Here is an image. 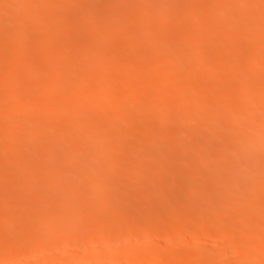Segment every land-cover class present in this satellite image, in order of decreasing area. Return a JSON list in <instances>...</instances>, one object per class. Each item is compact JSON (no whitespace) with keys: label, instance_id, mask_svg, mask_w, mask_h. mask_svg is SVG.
<instances>
[{"label":"bare ground","instance_id":"bare-ground-1","mask_svg":"<svg viewBox=\"0 0 264 264\" xmlns=\"http://www.w3.org/2000/svg\"><path fill=\"white\" fill-rule=\"evenodd\" d=\"M263 2L0 0V264H264Z\"/></svg>","mask_w":264,"mask_h":264},{"label":"rangeland","instance_id":"rangeland-1","mask_svg":"<svg viewBox=\"0 0 264 264\" xmlns=\"http://www.w3.org/2000/svg\"><path fill=\"white\" fill-rule=\"evenodd\" d=\"M256 1H257V0H256ZM259 1H260V0H259ZM251 2H252V0H251ZM254 2H255V1H254ZM254 2H253V3H254ZM262 2H263V0H262ZM257 3L259 4V3H261V2H257ZM257 3H256V4H257ZM263 3H264V2H263ZM203 8L205 9V12H207V13H209V12L212 13V12H213V11H212L213 8H212V9L210 8L211 10L209 9L210 11H208V8H207L206 6H204V7L201 6V7H199V8L196 7V8L193 9V11L190 10V11H188V12H189V13H193V12L195 13V11H196V12L198 11L197 13L199 14V13L201 12V10H202V12H203ZM217 9H218V8H217ZM217 9H216V12H218ZM194 10H195V11H194ZM206 10H207V11H206ZM100 11H101V10H100ZM251 11H252V10H251ZM149 12H151V11H149ZM149 12H148V13H149ZM216 12H215V13H216ZM148 13H147V14H148ZM152 13H153V11H152ZM156 13H157V12L154 11V14H156ZM203 13H204V12H203ZM215 13H212V15H215ZM251 13H253V11H252ZM255 13L258 14V12L254 11L253 16H254V15L256 16ZM100 14H102V13L98 12V13H95V14H93V15H94V16L97 15V17H98V15H99V17H100ZM149 14H150V13H149ZM216 14H217V13H216ZM8 15H10V14H8ZM8 15H7V18L15 19V18L17 17V15H15V16H16V17H15L13 14L11 15V17H8ZM32 15H33V13H31V14L29 15V17H34V16H32ZM150 15L153 17V19H157V17H158V16H157L158 14H156V15L150 14ZM23 16H24V18L27 19V17H28V13H27V17H25V15H23ZM23 16H22V17H23ZM94 16H92L93 19H94ZM151 16H150V17H151ZM152 17H151V18H152ZM17 18H18V20H19L20 16H18ZM95 18H96V17H95ZM239 18L241 19L242 16H239ZM239 18L237 17V21L240 20ZM20 19H23V18H20ZM31 19H33V18H30L29 20H31ZM97 19H99V18H96V19H94V20H97ZM15 20L17 21V19H15ZM235 20H236V17H235ZM241 20H242V19H241ZM23 21H28V20L23 19ZM240 22H241V21H240ZM206 26H207V25H206ZM209 26H210V25H209ZM210 27H211V26H210ZM211 28H213V27H211ZM211 28H209V29H210V31H211L212 33H216V32L219 30V28H217V27H215V26H214V30L211 29ZM216 29H217V31H216ZM0 31H1V30H0ZM213 31H214V32H213ZM3 32H4V33H3ZM5 32H6V33H10V32H8V31H1V32H0L1 37H3L2 35H4V34H5L4 37H8V36H9V35L6 36V33H5ZM2 33H3V34H2ZM252 35H253V36H252ZM252 35H251L250 38H252V39L255 40V39H256V38H255L256 35H255V34H252ZM258 35H259V34H258ZM155 37H156L155 35H154V39H153V37H152V40H153V41H151V38H150V39L148 38L147 41L150 40V42L156 43L158 39H160V40H158V41H161V40H162V37L159 36V35H158V38H157V37L155 38ZM159 37H160V38H159ZM253 37H254V38H253ZM257 37H258V36H257ZM260 37H261V36L259 35V38H260ZM259 38H257L256 41H261V40H259ZM262 38H263V37H261L260 39H262ZM167 39H168V41H165V44H167V42H168V46H169V44H171V46H172V44L174 43V42H173V39H175V38H174V37H172V38H171V37H167L166 40H167ZM171 39H172V41L169 42ZM147 41H146V39H145V41L143 40V42L146 43V44H147ZM176 41H177V40L175 39V43H177ZM144 43H143V44H144ZM148 44H149V42H148ZM213 44H214V43H213ZM213 44H212V45H213ZM144 45H145V44H144ZM212 45H211V46H212ZM214 45H215V44H214ZM214 45L212 46L213 48H211L210 45H208L209 48H207L208 46H207V47H204V48H206V49H204V50H206L207 55H210V54H208V53H210V52H211V55H212V53H213V51H214V50H213V49H214ZM173 46H174V45H173ZM215 46H216V45H215ZM94 48H95V46H94ZM94 48H90V50L88 49V53H89V51H91V53H92V51H93V53L96 55V52L99 51V50H102L103 47H102V46H100V47L96 46V48H95V49H94ZM97 48H98L99 50H97ZM115 48H116V47H115ZM210 48H211V49H210ZM92 49H93V50H92ZM94 50H97V51L94 52ZM117 50H118V48H117ZM202 50H203V49H202ZM211 50H212V51H211ZM209 51H210V52H209ZM88 53H86V55H87ZM98 53H99V52H98ZM98 53H97V54H98ZM202 53H203V51H202ZM0 54H2V55L4 54L3 56L5 57V53H0ZM94 54H92V56H94ZM205 54H206V53H205ZM205 54H203V56H204ZM88 55H89V54H88ZM90 55H91V54H90ZM90 55H89V56H90ZM207 55H206V56H207ZM211 55H210V56H211ZM0 56H1V55H0ZM24 56H25V55H24ZM26 56H27V57H26ZM26 56L24 57V59L27 58L26 60L29 61V60H30V57H29L28 55H26ZM203 56H202V59L200 60V61H202L200 64H203V65H204L206 62L209 63L208 60L210 59V56H209V58L204 56L205 58H208L207 61L204 60V57H203ZM1 57H2V56H1ZM2 58H3V57H2ZM28 58H29V59H28ZM262 58H264V57H262ZM22 60H23V57H22ZM26 60L22 61L23 63H25V64L27 65V67L25 66V67H24V68H25L24 70H22V69L20 70V72H21L20 75H22V77L19 75V76H20V79H21V78L24 79V78L27 77L26 80H28V77H29V76H30V77H33V75H34V76H35V75L37 76V74H40V73L43 72V71H42V72L39 73L38 71H40V70H44V69H45V71H46V70L51 69V68H49L50 65H47V64H45V65L42 64L43 66H41V64H40V65H39L40 68L36 66V67H35L36 69H34V68H33V69H30V68L28 69V63H27L28 61H26ZM203 60H204V61H203ZM263 60H264V59H263ZM207 63H206V65H207ZM206 65H204V66H206ZM51 67H52V66H51ZM37 68H39L40 70L37 69ZM47 68H49V69H47ZM217 68H218V70L216 69V66L214 67V69H216L217 71H219V70H220V66H217ZM45 71H44V72H45ZM44 72H43V73H44ZM36 73H37V74H36ZM121 73H122V72H121ZM121 73H120V74H121ZM117 74H118V73H117ZM120 74H119V75H120ZM258 74L260 75L259 72H257V73L255 72L254 74H252V75H253V76H251L252 78L250 77L251 79L249 78L248 80H249V81H251V80L254 81V80L256 79L255 77H256ZM121 75H122V74H121ZM36 76H35V77H36ZM260 76H262V75H260ZM30 77H29L30 80L33 79V78H35V77H33V78H30ZM263 77H264V76H263ZM263 77H262V78H263ZM257 78H260V77L258 76ZM26 80H24V81H26ZM248 80H247V81H248ZM252 81H251V83H252ZM255 81H256V80H255ZM199 82H200V84H201V81H198V83H199ZM251 83L249 82L250 85H251ZM158 84H159V83H157L156 86H157ZM162 84H163V83H160L159 85H162ZM196 84H197V83H196ZM198 85H199V84H198ZM150 86H151V85H150ZM150 86L146 85V87L143 88V91L140 92V93H143V94L138 93L139 96H140V98H144V97H141V95L144 96V92H145L148 88H150ZM153 87H154V86H153ZM57 88H58V87H57ZM59 88H60V87H59ZM59 88H58V89L55 88V91L57 90V91L59 92V91L61 90V88H60V90H59ZM145 88H146V89H145ZM53 91H54V89H53ZM55 91H54V92H55ZM57 91H56V92H57ZM54 92H52V93H54ZM56 92H55V94H56ZM58 92H57L56 96H60L61 94H62V95H65V96L67 95L66 92L64 93V91H63L64 94L61 93V91H60V94H59ZM69 93H70V92H69ZM73 93H75V92H73ZM252 93H253V92H252ZM252 93H251V95H252V97H253V95H254L255 92H254L253 94H252ZM262 93H263V94L260 93L259 95H258V93H256V95H254V98L256 97L255 100H257V96H258V101L260 100L259 98H262V99L264 100V92H262ZM75 94H78V96H79V93L76 92ZM138 94H135V96H134V95H133V96L136 97V96H138ZM68 95H69V94H68ZM72 95H73V94L71 93V95L67 96V98H68V97H69L70 99H72V98H73V99L78 98L77 95H76V97H74L75 95H73V96H72ZM116 96H117V95H116ZM116 96H115V97H116ZM118 96H120V95H118ZM139 96H138V97H139ZM145 96H146V95H145ZM115 97H114V99H115ZM67 98H66V99H67ZM119 99H120V97H119ZM262 99H261V100H262ZM117 100H118V98H117ZM117 100L115 99L116 103L118 102ZM263 100H262V101H263ZM39 104H40V103H39ZM39 104H38V105H39ZM43 104H44V103H43ZM45 104H46V103H45ZM209 104L211 105V103H209ZM38 105H36L34 108H36ZM40 105H41V107H43V106H42V102H41ZM115 105H116V104H115ZM210 105H208V104L206 105V104H205V106H207V107H210ZM116 106H117V105H116ZM129 106H130V105H128V109H129ZM211 106H212V105H211ZM47 107H48V105H47ZM118 107H119V106H118ZM118 107H117V111L119 110ZM124 107H125V106H123V107L121 106V107H120L121 110H119L118 113H120L121 111H123L125 114H127V113H129V112H132V111L135 109V108H133L131 111H130V110L127 111V110H125L126 107H127V105H126L125 109H124ZM130 107H131V106H130ZM134 107H135V106H134ZM39 108H40V107L38 106V109H39ZM44 108H45V107H43V111H44ZM122 108H123V110H122ZM189 108H190V107H189ZM40 110H41V109H40ZM40 110H39V111H40ZM135 110H136V109H135ZM135 110H134V111H135ZM121 114H123V113H121ZM125 114H124V115H125ZM254 114H255V115H254ZM254 114H252V115H254V116H252L253 118H254V117H255V118H256V117H260V119H261L262 117H264V111H263V110H260V111L254 113ZM252 117H251V118H252ZM255 118H254V119H255ZM258 119H259V118H258ZM263 119H264V118H263ZM2 120H3V118H2V119L0 118V125H1L0 127L3 126L2 128H5V126L8 127V126L11 125V121H12L11 119H10V120H11L10 122H9L8 119H6V121H2ZM4 120H5V119H4ZM7 120H8V122L10 123V125H9V123L7 122ZM248 120H249V119H248ZM210 122H211V123H210ZM210 122L207 121V124H206V127H205V128H207V127H211V126H212V127H215V126L218 125V124H217V123H218L217 121H216V123H215V121H214V122L210 121ZM245 122H248L247 119L245 120ZM7 123H8V126H7ZM208 123H209V124H208ZM97 125H99V124H97ZM209 125H210V126H209ZM213 125H215V126H213ZM93 126H94V127H92V125H90L91 128H94V130H97V131L99 130L98 128L101 127L100 125H99V127H98V126L96 127V125H94V124H93ZM102 126H103V125H102ZM204 126H205V124H204L202 127L204 128ZM88 127H89V126H88ZM88 127L86 126L85 128H84V127L82 128L83 133H85V132H86V133H90V130H91V129H90V127H89L90 130L88 131V130H87ZM95 127H96V128H95ZM199 128H200V129H203V128H201V127H199ZM84 129H85V130H84ZM76 130L81 131V129H79V128L76 129ZM84 131H85V132H84ZM97 131H96V132H97ZM96 132L93 131V132H91V133H96ZM86 133H85V134H86ZM106 140H107V139H106ZM106 140H104L103 144H101L102 142H101L100 144H101V145H104V144L106 145V143H107V144L110 143V141L108 142V141H106ZM109 140H110V139H109ZM216 150H217V149H216ZM216 150H215V151L213 150V151L210 152V153H211V154L216 153V155H215V154H214V155L217 156L218 154H221V153H223V152L225 151V150H221V149H218V151H216ZM226 150H227V149H226ZM61 152L64 153V151H62V150H61L60 152H58V153H60V155H63V154H61ZM217 152H219V153L217 154ZM218 156H219V155H218ZM108 158H109V157H108ZM109 159H114V158H109ZM109 159H107V160H109ZM44 173H45V172H44ZM44 173H43V174H44ZM37 174H38V175H39V174L42 175V171H41V173H37ZM31 175H33V173H32ZM44 175H45V174H44ZM29 176H30V174L28 175V173H27V176H25V174H24V177L29 178ZM30 177H32V176H30ZM253 181L256 182L257 179H256V180H253ZM117 192H118V191H117ZM191 218H192V220H194V221H198V220H196V219H198V215H196V217H195V215H194V216H192ZM131 224H132V223H130V224L128 223L127 225L125 224L126 226L124 225V227H122V229H123L122 231H124L125 235H126V232H127V231L129 232V230H131V229L135 226L134 223H133L134 225L132 224L133 226H131ZM129 225H130L131 227H130ZM127 226H129V227H128L129 230H127V229H128ZM226 226H227V227H226ZM225 227L228 228V229H230V228H231V225L226 224ZM126 228H127V229H126ZM130 228H131V229H130ZM125 230H126V231H125ZM124 233H123V234H124ZM176 237H178V234H176ZM263 258H264V257H263ZM258 260H259V261L261 260L260 263L263 262L262 257L258 258Z\"/></svg>","mask_w":264,"mask_h":264}]
</instances>
